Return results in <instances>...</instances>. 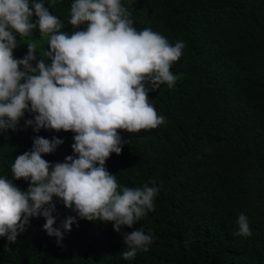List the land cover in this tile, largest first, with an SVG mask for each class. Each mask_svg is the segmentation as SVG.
<instances>
[{
  "label": "trees",
  "instance_id": "1",
  "mask_svg": "<svg viewBox=\"0 0 264 264\" xmlns=\"http://www.w3.org/2000/svg\"><path fill=\"white\" fill-rule=\"evenodd\" d=\"M42 2L61 31L77 30L69 24L74 0ZM121 2L138 31L151 28L172 45L186 44L170 68L173 87L161 85L148 96L167 122L138 133L118 130L122 152L105 164L121 186L163 185L155 211L121 230L151 229L153 243L124 260L122 234L111 223L79 219L54 198L60 243L43 230L42 216L32 217L15 243L0 237V264H264V0ZM29 37L40 43L38 56L47 50L38 29ZM26 45L21 40L14 49L16 59L27 55ZM31 118L26 112L16 130H0V178L12 179L11 165L36 136L63 141L42 157L50 163L73 155L74 133H35L25 127ZM13 183L21 191L29 187L25 180ZM240 213L248 217L249 237L235 235ZM68 217L76 222L64 232ZM185 240L193 243L185 248Z\"/></svg>",
  "mask_w": 264,
  "mask_h": 264
},
{
  "label": "clouds",
  "instance_id": "2",
  "mask_svg": "<svg viewBox=\"0 0 264 264\" xmlns=\"http://www.w3.org/2000/svg\"><path fill=\"white\" fill-rule=\"evenodd\" d=\"M130 16L121 0H74L69 24L77 30L68 33L42 0H0V130H16L27 112L33 118L25 127L35 133H74L73 155L64 162L42 158L62 140L36 136L32 148L11 165L12 179L0 178V237L9 244L37 216L45 219L43 230L59 244L63 235L53 216L57 198L79 219L111 223L122 234L124 260L149 251L151 229L121 230L155 211L163 185L121 186L105 164L111 154L122 152L125 142L118 130L138 133L167 122L148 96L161 85L173 87L177 77L170 68L186 44L172 45L151 28L138 31ZM85 24V30H78ZM37 29L47 38V50L38 56L37 43L29 41L27 55L16 59L14 49ZM13 180H25L29 187L21 191ZM75 222L66 218L63 231H71ZM237 224L235 235H252L244 213ZM191 243L185 240V248Z\"/></svg>",
  "mask_w": 264,
  "mask_h": 264
},
{
  "label": "rangeland",
  "instance_id": "3",
  "mask_svg": "<svg viewBox=\"0 0 264 264\" xmlns=\"http://www.w3.org/2000/svg\"><path fill=\"white\" fill-rule=\"evenodd\" d=\"M29 41H33V42H36L37 43V49L40 47V43L37 41V40H33L32 38L28 37V38H23V42L25 44H27ZM44 41H46V38H44Z\"/></svg>",
  "mask_w": 264,
  "mask_h": 264
}]
</instances>
